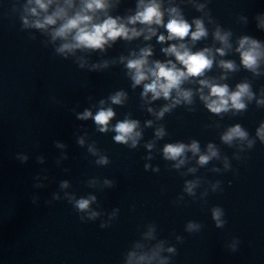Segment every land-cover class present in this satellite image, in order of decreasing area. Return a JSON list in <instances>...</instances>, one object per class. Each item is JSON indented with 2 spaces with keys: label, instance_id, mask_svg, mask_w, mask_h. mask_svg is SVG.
<instances>
[{
  "label": "water",
  "instance_id": "95a60500",
  "mask_svg": "<svg viewBox=\"0 0 264 264\" xmlns=\"http://www.w3.org/2000/svg\"><path fill=\"white\" fill-rule=\"evenodd\" d=\"M22 3L26 0L19 3L0 0V264H120L122 253L138 237V229L148 222L157 225L158 238L174 242V235L184 237L183 243L176 246L172 264H264V145L257 141L248 152L238 153L242 161L231 160L235 149L220 144L218 135L222 128L203 127L217 117L210 116L199 105L195 112L177 108L166 115L162 123L169 135L158 142V147L176 140L187 142L189 138L199 140L202 147L211 141L230 158L235 169V174L232 171L215 174L201 168L197 174L208 180H220L223 191L210 192L205 198L207 204L185 196V203L173 205L172 201L181 194L183 181L191 176L181 177L169 170L158 152L151 164L158 165L160 171H144L143 147L129 150L116 144L113 133L96 132L91 120L77 121L70 111L77 105V111L88 107L89 96L99 100L123 88L129 91L130 99L125 107L115 108L117 119L131 112L133 118L142 122L150 117L139 108L140 89L135 94L131 92L119 66L104 72H88L71 60L56 56L51 47L42 46L39 30H21ZM59 3L63 5L64 0ZM74 4L78 5L79 0H74ZM134 5L135 0H125L111 9L110 14H130L125 9L134 10ZM54 7L55 4L50 6L49 11ZM209 8L212 16L223 27L231 28L234 35L246 33L264 40V32L256 29L253 20L254 15L264 12V0H211ZM184 12L189 19L199 15L191 8H185ZM238 15L247 16L248 24L237 23ZM29 31H36L35 40L29 38ZM168 43L158 44L155 37L151 41L140 37L131 43L118 40L107 57L127 54L130 49L138 51L151 44L150 59L163 60L160 48ZM205 43L202 41L196 47ZM97 58L92 55V60ZM231 58L238 62V57ZM209 75H219V70L214 68ZM246 76L250 74L242 70L228 83L232 86ZM261 86L264 77L253 82L254 90ZM261 120L264 109H257L253 103L242 115L225 116L221 124L240 123L254 135ZM81 124L87 128L90 139L108 155L109 165L96 166L95 158L87 154L86 148L76 144L73 133ZM151 136L152 129H146L144 139ZM55 141L67 146L68 159L60 166L55 161L62 150L55 148ZM18 154H26L28 161L21 163ZM37 156H43L45 162L39 164ZM37 175L40 178L34 179ZM93 177L115 180L116 187L103 191L90 189L86 181ZM61 180H68L71 188L60 190ZM35 184L45 186L36 188ZM70 191L77 197L93 192L104 212L119 209L117 218L110 227L101 229L100 220L81 222L65 200L45 203L54 192L63 197L64 192ZM33 196L38 197L37 204L32 203ZM213 205L225 211L227 223L223 229L215 228L210 219L208 209ZM188 220L200 222L201 231L184 232ZM232 237L241 242L235 252L226 247Z\"/></svg>",
  "mask_w": 264,
  "mask_h": 264
},
{
  "label": "clouds",
  "instance_id": "9594fccd",
  "mask_svg": "<svg viewBox=\"0 0 264 264\" xmlns=\"http://www.w3.org/2000/svg\"><path fill=\"white\" fill-rule=\"evenodd\" d=\"M210 2L135 0L134 10L132 7L125 9L130 14L115 16L110 14V10L125 3V0H79L78 5L74 4V0H64L63 5L59 0H26V3L20 4L21 30H39L43 37L42 46L51 47L56 56L71 60L79 69L88 72H104L119 66L129 82L131 92L135 94L136 89H140L139 108L150 117L142 122L133 118L131 112H125L122 119H117L115 108L125 107L130 99L129 91L123 88L99 100L89 96L88 107L77 111V105L70 111L77 121L91 120L96 132L104 135L113 133L112 140L116 144L129 150L143 147L144 171H160L158 165L151 164L158 152L169 170L177 172L181 177L191 176V179L183 181L181 194L172 201L175 206L185 203V196L207 204L205 198L210 192L223 191L220 180H208L197 174L201 168H207L215 174L229 171L235 174L231 160L242 161L238 153L248 152L257 141L264 145V120L259 122L254 135H250L240 123L227 126L221 124L225 116L236 117L248 111L250 104L254 103L257 109H264V86L253 89V82L264 77V40L246 33L234 35L231 28L223 27L212 16ZM15 3H19V0H15ZM54 4V9L49 11ZM185 8H191L199 15L189 19L185 16ZM235 19L242 26L249 22L245 15H238ZM253 20L256 29L264 32V12L254 15ZM159 29H163V32L158 34ZM35 32L29 31L30 39H36ZM140 37L144 41H151L155 37L158 44L170 42L167 47L160 48L165 59H150L153 56L151 44L140 47L138 51L130 49L127 54L121 52L118 56L107 57L108 51L118 40L131 43ZM202 41L207 43L196 47ZM93 54L97 55L96 60H92ZM233 56L238 57V62L231 58ZM214 68L219 70V75H209ZM242 70L250 76L230 86L228 81ZM198 105L210 116L217 117L203 127L222 128L218 139L220 144L235 149L231 160L211 141L202 147L199 140L189 138L187 142L176 140L158 147V142L169 135L162 123L166 115L177 108H183L189 113L195 112ZM146 129H152V136L147 140L144 139ZM73 135L76 144L86 148L87 154L95 158L93 162L96 166L104 167L111 163L108 155L90 139L83 124L76 128ZM54 145L62 150L55 161L60 166L68 159L67 146L61 141H55ZM17 158L21 163L28 161L26 154H18ZM36 160L39 164L45 162L43 156H37ZM210 164L212 166L208 167ZM43 176L48 179L47 175ZM86 185L90 189L103 191L116 187V181L93 177L86 181ZM34 186L40 188L45 185ZM69 188L71 183L68 180L59 182L60 190ZM59 200L67 201L81 222L100 220L101 229L110 227L119 214L118 208L104 212L93 192L80 197L73 191L64 192L63 197L54 192L51 200L45 203ZM37 201L38 197L33 196L32 203L37 204ZM208 211L214 227L223 229L227 223L224 209L213 205ZM202 227L200 222L188 220L184 224V232L196 234ZM183 241L181 235H174V242L158 238L155 222L145 223L138 229V237L122 253L120 264H172L173 257L177 255L176 246ZM240 243L238 237H232L226 247L230 252H235Z\"/></svg>",
  "mask_w": 264,
  "mask_h": 264
}]
</instances>
